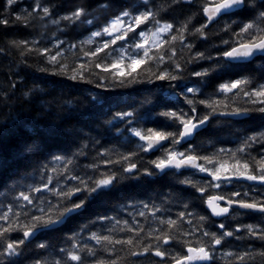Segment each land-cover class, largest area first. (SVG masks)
<instances>
[{
    "label": "snow or ice",
    "instance_id": "1",
    "mask_svg": "<svg viewBox=\"0 0 264 264\" xmlns=\"http://www.w3.org/2000/svg\"><path fill=\"white\" fill-rule=\"evenodd\" d=\"M0 32V109L68 142L0 164V264H264V0H5Z\"/></svg>",
    "mask_w": 264,
    "mask_h": 264
},
{
    "label": "trees",
    "instance_id": "2",
    "mask_svg": "<svg viewBox=\"0 0 264 264\" xmlns=\"http://www.w3.org/2000/svg\"><path fill=\"white\" fill-rule=\"evenodd\" d=\"M5 0H0V14L4 11ZM54 26H49L48 32L45 36L47 38L50 35L51 31H54ZM37 32H39V26L37 24ZM62 39H69V36H61ZM4 34L0 32V43H3ZM15 57V58H14ZM16 57L15 53L12 57H7L0 59V87H3V81L7 75H10L9 69H16ZM24 72L28 73L31 76H36L38 74L33 73L30 69H24ZM13 79L17 77L13 76ZM82 88H87L90 86H80ZM150 87V86H144ZM61 89L57 88L55 95L60 94ZM66 91L75 92L76 89H66ZM135 95V94H133ZM19 94H17V103H15L11 109L2 108L0 109V164H6L11 166L9 169V174H14L18 165L14 163L13 154L20 147L21 143L25 140H37L39 139L46 147L56 150L57 148H66L68 142L64 140L63 137L55 135L48 127L50 123H54L56 119V114L59 113V109L56 106H53L54 115L52 117H44L39 115L37 111L33 110L31 107L25 105L21 106L18 102ZM124 100H129L128 96L122 97ZM165 100L168 98L164 97ZM44 111H49V109H44ZM245 119V118H244ZM243 120V119H240ZM75 123V121H72ZM259 121H254L245 127H256L259 125ZM19 125V127H17ZM70 124H66L65 127H70ZM37 132L41 135L37 136ZM224 139H228L225 135ZM102 141H107L110 139L108 136H102ZM207 143V140H205ZM221 146V145H218ZM224 147H232L231 143L223 144ZM122 150V149H121ZM167 180H157L151 184H135L128 183L126 187L120 192L115 194L118 198L124 199L126 196L133 197L135 199H147L149 196H154L158 191H167ZM3 198V192L0 190V199ZM107 210L105 206L99 205L94 209H91L90 212L95 211H105ZM176 209H173L175 212ZM111 214V213H109Z\"/></svg>",
    "mask_w": 264,
    "mask_h": 264
},
{
    "label": "bare ground",
    "instance_id": "3",
    "mask_svg": "<svg viewBox=\"0 0 264 264\" xmlns=\"http://www.w3.org/2000/svg\"><path fill=\"white\" fill-rule=\"evenodd\" d=\"M164 97H166V98H168V100H170V101H172L174 98H172V97H170V96H167L166 94L164 95ZM240 119H244L243 117L242 118H240ZM240 119H238V120H240Z\"/></svg>",
    "mask_w": 264,
    "mask_h": 264
},
{
    "label": "water",
    "instance_id": "4",
    "mask_svg": "<svg viewBox=\"0 0 264 264\" xmlns=\"http://www.w3.org/2000/svg\"><path fill=\"white\" fill-rule=\"evenodd\" d=\"M240 118H242V117H238V118H236V119H240Z\"/></svg>",
    "mask_w": 264,
    "mask_h": 264
}]
</instances>
